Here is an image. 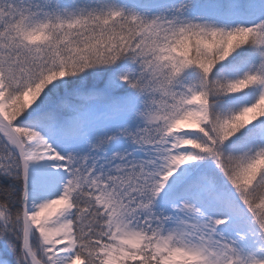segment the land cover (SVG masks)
Instances as JSON below:
<instances>
[{"label":"snow or ice","instance_id":"snow-or-ice-1","mask_svg":"<svg viewBox=\"0 0 264 264\" xmlns=\"http://www.w3.org/2000/svg\"><path fill=\"white\" fill-rule=\"evenodd\" d=\"M0 264H264V0H0Z\"/></svg>","mask_w":264,"mask_h":264}]
</instances>
